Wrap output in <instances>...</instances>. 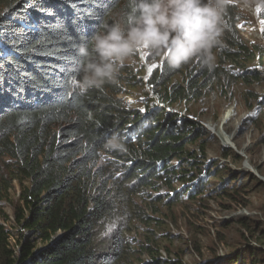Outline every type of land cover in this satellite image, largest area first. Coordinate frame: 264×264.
Wrapping results in <instances>:
<instances>
[{"label":"trees","instance_id":"trees-1","mask_svg":"<svg viewBox=\"0 0 264 264\" xmlns=\"http://www.w3.org/2000/svg\"><path fill=\"white\" fill-rule=\"evenodd\" d=\"M246 1L261 4L264 20V0ZM134 6V0H0V44L6 49L0 54V202L13 206V218L0 209V264H136L143 252L153 258L148 264H168L154 249L162 237L152 232L151 248H137L132 235L138 222L164 225L147 211L157 212L153 202H176L180 195L154 193L176 192L190 171L200 172L188 147L205 129L192 120L177 125L167 108L210 91L226 94L239 81L250 85L247 65L258 54L264 66V49L242 38L243 16L228 2L212 68L199 56L180 68L163 59L148 77L156 110L146 105L142 112L123 98L142 79L131 63L121 67L116 83L81 94L72 83L84 75L78 48L91 47L105 23L126 20ZM113 135L127 151L104 148ZM15 184L17 200L11 195ZM256 241L264 247L263 234ZM248 250L256 261L264 251L249 242Z\"/></svg>","mask_w":264,"mask_h":264},{"label":"rangeland","instance_id":"rangeland-1","mask_svg":"<svg viewBox=\"0 0 264 264\" xmlns=\"http://www.w3.org/2000/svg\"><path fill=\"white\" fill-rule=\"evenodd\" d=\"M228 2L236 5L243 16L238 22L242 38L250 46L264 49V20L259 18L261 4L246 0ZM136 56L126 63L141 71V83L131 91L133 95L123 98L142 112L146 105L156 110V101H152L156 98L150 94L146 81L164 58L147 51ZM247 66L250 71L247 75L253 82L250 85L239 81L226 94L210 91L199 101L167 108L177 125L192 120L205 130L188 147L197 158L200 172L190 171L185 182L175 184L176 192L154 193V196L180 195L176 202L172 199V202L167 199L159 204L153 202L157 212L147 211L164 225L148 226L143 222L135 225L132 244L137 248H151L147 238L152 232L162 237L159 246L154 247L162 263L172 264L182 259L184 264H249V261L264 264L263 250L258 253V261L248 250V242L251 247L264 249L256 241L264 235V66L259 64L258 54ZM175 81L181 82V78ZM227 115L230 117L224 123ZM189 167L184 161L183 168ZM18 193L19 186L15 184L13 199L19 198ZM0 209L13 218V206L8 201H1ZM5 225L20 236L14 224ZM139 256L141 261L136 264L153 260L147 252Z\"/></svg>","mask_w":264,"mask_h":264},{"label":"clouds","instance_id":"clouds-1","mask_svg":"<svg viewBox=\"0 0 264 264\" xmlns=\"http://www.w3.org/2000/svg\"><path fill=\"white\" fill-rule=\"evenodd\" d=\"M134 4L126 20L105 23L91 37V47L82 44L78 48L84 75L72 83L81 94L116 83L121 67L142 51L164 58L172 68L197 56L203 65L213 67V49L222 43L228 0H134ZM104 148L127 151L118 135L110 137Z\"/></svg>","mask_w":264,"mask_h":264},{"label":"snow or ice","instance_id":"snow-or-ice-1","mask_svg":"<svg viewBox=\"0 0 264 264\" xmlns=\"http://www.w3.org/2000/svg\"><path fill=\"white\" fill-rule=\"evenodd\" d=\"M41 11H45L44 9H40ZM46 11H48L49 12V14H51V10H46ZM29 29L30 30H33V31H38L39 30V26H32V25H30L29 26ZM6 53V49H4L3 47H2V44H0V54H5ZM74 80V79H73ZM73 80H72V82H73Z\"/></svg>","mask_w":264,"mask_h":264},{"label":"bare ground","instance_id":"bare-ground-1","mask_svg":"<svg viewBox=\"0 0 264 264\" xmlns=\"http://www.w3.org/2000/svg\"><path fill=\"white\" fill-rule=\"evenodd\" d=\"M228 117H230V115H227L225 118H224V123L228 120ZM230 140H231V137H230ZM227 146V145H226ZM231 146V145H230Z\"/></svg>","mask_w":264,"mask_h":264}]
</instances>
